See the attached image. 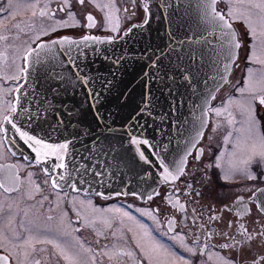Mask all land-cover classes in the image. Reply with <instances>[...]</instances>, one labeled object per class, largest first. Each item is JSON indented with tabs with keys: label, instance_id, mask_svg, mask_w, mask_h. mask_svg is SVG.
<instances>
[{
	"label": "snow or ice",
	"instance_id": "snow-or-ice-1",
	"mask_svg": "<svg viewBox=\"0 0 264 264\" xmlns=\"http://www.w3.org/2000/svg\"><path fill=\"white\" fill-rule=\"evenodd\" d=\"M80 5L85 4V0H77ZM224 2L228 5L227 10H218L217 5ZM135 3V0H133ZM58 10L67 11V19H56L55 11L47 4L36 11L38 3H31V16L34 18L39 15L42 19L54 21V24L47 27L41 26L39 34L33 39L36 47L31 46L24 49L20 55L23 64H17L16 59L13 58L11 64L0 65V80L15 81V88H6L0 90V97L9 95L12 92L21 93L25 87L28 77L31 75L30 68L44 63L46 60H56L57 45H67L68 48L65 54L76 73V79L81 82L90 100H96L98 93L92 90L90 78L87 75H80L81 69L78 64L72 59V46L80 47L86 46L88 42L95 43H112L115 37L108 41L101 40L99 37L92 35H85L80 41L70 40L68 37L51 40L48 43H36L41 36L49 35L51 32L57 31L58 27L77 26L78 21L75 18L71 8L70 0H59ZM98 8L108 9L105 16L106 21L111 26L109 30L117 32L119 29V17L116 13L120 11L116 7V0H108L104 4H96ZM202 12V20L204 27L201 30V25L197 24V29L201 39L205 42L207 37L203 36V32H207L209 36L216 35L220 43V53L223 56L224 71L220 74V81L222 83H229L228 76L230 69L235 65L238 66L239 50L243 46V39L238 36L236 30L233 28V23L243 20L248 26L253 40H259L260 55H257L254 45H249L252 49L249 55V61L253 63H260L264 65V0H199L198 4ZM259 9L260 15L254 20L253 13L247 9ZM123 11L127 13L129 9L124 8ZM150 11L147 3L144 4V12ZM9 12L10 16L14 18L17 11H13V0H8L7 7L0 6V13ZM88 28L96 26V20L93 15L86 16ZM147 23V20H145ZM0 25H4L0 21ZM5 29L7 28L4 25ZM134 27H136L134 25ZM142 27V25H141ZM17 32L13 36V40L19 39V33L26 30H33L35 25L32 23L21 26L20 24L12 25ZM129 31H131L129 29ZM127 34V33H125ZM9 40V35L6 31L0 32V42ZM0 59H5V54L0 53ZM14 69L10 74L7 69ZM247 77L244 80L242 87L238 89L240 94L239 99L229 98L223 108H208V99L205 98L204 109L215 112L217 116L226 113V120L229 125H232L235 120L233 113L230 110L235 108L243 117L241 121L242 128L240 129L242 138L238 139L234 145V151L231 153L227 168L222 167V157L218 156L215 161L208 164L201 163L197 171H193L195 162L201 161L205 155L203 147L196 148L203 133L197 130L196 136L193 137L186 145L184 152L178 158H173L169 161L167 157H161V151H167V145H164L159 150H156L150 141L146 138H137L135 135L130 136L129 143L135 145V151L138 160L145 165H153L159 170L160 179L158 183L171 185L169 191L165 192L163 196L158 189L154 188L152 192L147 193V200L152 201L154 197H161L171 209L183 213L182 219L178 222L176 218H167L166 224L162 225L158 218L161 210L157 209H142L137 208L136 211L141 216L151 219L158 228L166 227L163 235L173 242V247L178 246L182 251L177 253L164 243H161L153 235L149 227L137 220L133 215L127 211H123L117 207L114 209H107L105 211L113 212L111 218L98 217L88 219L80 211L76 215L84 220V226L95 225L98 221L103 224L105 228H112L114 221H119L121 228L113 231L111 235L118 241H123V244L114 243L111 248L103 245L104 249L101 253H96L94 249L85 247L78 237L74 235L80 231L79 227H72L71 221L68 219L66 212L62 213L58 218L47 216V220L43 225L37 224L33 220H29L26 224L22 223L21 228L24 229L25 234L17 232L11 228L13 218L8 220L9 234L0 231V249L3 250L4 255H0V264H50V261L44 257L37 258L41 253L46 251L45 248H37V245H50L53 252L51 258L59 257L65 261V264H96V256L103 255L108 258L112 264H125V258L132 260V264H142V261H147V264H264V188H257L253 190L248 188L252 195L245 201L244 196H236L231 203L221 204L219 207L214 204L205 205L202 201L203 193L197 190L196 184L204 186L205 180H211L208 176L207 170L213 167L221 169L224 173L220 179L225 183H235L237 178H243L247 181H255L258 179L252 171V165L259 163L264 167V133L260 132V120L258 117V106L264 107V72L257 75L251 68L247 70ZM63 79V77H60ZM188 79L187 76L184 77ZM24 81V83H21ZM215 99V96H211ZM20 103V96L15 97V102H8L6 105H0V134L7 139L9 131L18 134L20 140L26 144L33 153H35L34 160L36 163H47L49 158H54L55 162L52 164V171L57 169H64V173L58 176H52L45 169V173L51 179V187L53 189L63 188L65 185L72 188L73 191H78L76 183L71 182V173L67 172V165L65 159L69 152V143L51 144L45 142L41 138L23 130V125L16 123V118L20 115L17 105ZM202 109V114L206 115L207 111ZM21 111L27 116H31L27 108L21 106ZM99 118V116H98ZM206 123V122H204ZM10 125V128L6 127ZM230 134L225 138L227 143ZM14 142V141H12ZM2 144V142H0ZM141 146H145L143 149ZM196 148V153L193 155L192 149ZM155 157V160L150 158L149 154ZM15 155V153H13ZM2 157V154H0ZM189 157L192 159L190 166ZM27 159V157H25ZM87 169H85V172ZM0 172H4L0 168ZM199 173L203 175L198 176ZM99 173H97L98 175ZM31 174H29V177ZM182 177L187 179L181 180ZM264 179V177H261ZM58 181H63L62 185ZM181 181L184 185L182 190L176 183ZM191 181V182H190ZM21 181L15 173L9 171L0 179V189L5 193L16 192L22 201L24 197L33 199V193L41 191L38 185H33L29 180V190L26 192L20 191ZM257 193L260 196L257 197ZM129 193H117V195H128ZM138 199L142 198L138 193H130ZM96 195L103 196L105 199H110V196H105L103 193L97 192ZM182 197L187 199L182 202ZM199 198V199H198ZM45 196L43 200H47ZM43 200L39 201L42 205ZM81 206H84V201H80ZM91 206V202H88ZM249 205H254L250 207ZM20 204L15 203V207L19 208ZM59 206V205H57ZM7 207L12 211L13 204H6L0 201V213H3L4 208ZM131 204L128 208H132ZM94 212H99V209H93ZM225 213L230 214L226 216ZM25 217H28V210L24 211ZM125 220L130 222L125 225ZM206 221V222H205ZM126 227L127 232L132 233V242L135 247L139 249V254L142 259L136 258V253L131 249L129 241L123 235V228ZM180 228V231H177ZM188 228V232L183 229ZM192 229H195L193 231ZM120 233L118 235L117 233ZM97 235L101 232L97 230ZM190 241V242H189ZM187 253V255H184Z\"/></svg>",
	"mask_w": 264,
	"mask_h": 264
},
{
	"label": "water",
	"instance_id": "water-1",
	"mask_svg": "<svg viewBox=\"0 0 264 264\" xmlns=\"http://www.w3.org/2000/svg\"><path fill=\"white\" fill-rule=\"evenodd\" d=\"M142 2L150 11L112 43L72 46V59L79 65L80 75L90 78L92 90L99 94L96 100L89 99L76 79L65 54L67 45L56 46V60L31 67L21 93H13V103L20 96L18 126L23 125V130L47 143L70 142L67 172L78 191L85 194L131 196L135 192L147 197L163 183H158L160 174L155 164L138 160L130 136L148 139L156 150L167 145L161 157L169 161L178 158L197 130L203 132L207 121V114H202L205 98L209 107L211 96L223 84L220 74L225 61L217 36L203 32L205 42L197 29L198 23L201 30L204 27L199 0ZM96 37L104 41L112 38ZM21 106L30 111V117ZM6 140L16 155L27 157L42 170L48 169L52 176L65 172L52 171L54 158L36 163L35 153L13 131Z\"/></svg>",
	"mask_w": 264,
	"mask_h": 264
},
{
	"label": "flooded vegetation",
	"instance_id": "flooded-vegetation-1",
	"mask_svg": "<svg viewBox=\"0 0 264 264\" xmlns=\"http://www.w3.org/2000/svg\"><path fill=\"white\" fill-rule=\"evenodd\" d=\"M108 0H85L84 5H80L77 0H70L71 8L70 10L75 13V18L78 21L77 26H68V27H58L57 31L51 32L49 29V35L41 36L40 40L36 43H41L48 41L49 39L59 38V37H68V38H81L85 35L92 36H110L118 37L121 33L126 31L131 26H134L137 23H140L144 17V3L142 0H116V7L120 9L116 16L119 17V29L117 32H112L110 25L105 19V16L108 12V9L98 8L96 4L107 3ZM31 3H38L36 9L39 12V9L48 5L52 10L55 11L56 19H67V11L64 12L58 10L60 4L59 0H13V11H17V15L12 18L9 12L0 13V21L4 22V25L7 26L5 29L4 25H0V32L6 31L9 35V40L6 42H0V53H4L5 59H0V65L5 63L11 64L13 58L16 59L17 64H23L24 62L20 59V55L23 53L24 49L31 46L36 47V44L33 43V39L39 34V29L43 25L45 27L54 24V21L47 20L46 18L42 19L39 15L36 17L31 16ZM8 0H0V6L7 7ZM124 8L129 9L127 13L123 11ZM218 10H227L228 5L224 2H221L217 5ZM253 13V19L255 20L259 15V9H247ZM88 14L93 15L96 20V26L93 28L86 27L87 20L86 16ZM32 23L35 25L33 30H26L25 32L19 33V39L13 40L12 37L17 35V32L12 25L20 24L24 26L25 24ZM233 28L236 30L239 37L243 39V46L239 50V59L238 66H233L228 74L229 83H223L221 87L214 93L215 99H212L208 108H223L227 100L231 97L234 99H239L240 94L238 89L243 86L244 80L247 77V70L251 68L257 75L261 72H264V65L260 63H253L249 61V55L252 49L249 48V45H252L253 39L251 37L248 26L244 23L243 20H239L233 23ZM257 55H260V48L256 50ZM14 69H7L9 74ZM15 81H3L0 80V90L6 88H15ZM14 92L9 95H3L0 97V105H6L8 102H13ZM233 113L235 122L232 125H229L226 120V113L217 116L215 112L207 111V121L205 127L203 128V136L200 138L199 143L196 145V148L203 147L205 150V155L201 158V161L195 162L193 171H197L201 163L208 164L212 163L217 159L218 156L222 157V167L227 168L229 158L231 153L234 151L235 142L238 139L242 138L240 129L242 128L241 121L243 117L238 111L233 107L230 109ZM258 117L260 120V132L264 133V107L258 106ZM230 134L228 142H225V138ZM0 168L4 169V172H0V179H3V176L9 171L15 173V175L22 182L20 185V191L26 192L29 190V180L33 185H38L41 189L39 193H33V199H28L24 197L21 201L16 192L5 193L3 189H0V201L6 202V204H13L12 211H9L7 207L4 208L3 213H0V231H3L5 234L10 233L8 228L9 218H13L11 225L12 229H15L21 234L24 233V229L20 227L22 223H27L29 220L35 221L37 224L43 225L47 216H53L58 218L62 213L66 212L68 214V219L72 223V227H79L80 231L74 233L76 237L85 245V247H90L95 250L96 253H101L104 249L103 245H107L111 248L112 244L119 243L123 244V241H118L115 237L111 235L113 231H117L121 228L119 221H114L112 228H105V226L99 221L95 225L84 226V220L76 215L77 211H80L88 219L105 217H113V212L105 211L107 209L121 208L123 211L129 212L137 220L146 224L149 229L152 231V235L159 240L161 243H164L170 247H173V242L169 241L166 236L162 233L166 231V227L158 228L157 225L149 218L143 217L139 212L136 211L137 208L142 209H157L161 210L159 219L162 225L166 224L167 218H176L178 222L182 219L183 213H180L174 209H171L170 206L161 199V197H154L152 201H148L147 197L141 199L136 198L134 195H117L109 194L105 196H110V199H105L103 196L96 195V193H82L80 191H73L71 187H63L59 189H53L51 187V181L49 175L45 173L38 165L33 161H28L21 155H13V151L9 149L8 141L0 134ZM196 148L192 149L193 155L196 153ZM190 166L192 165V159L189 157ZM252 171L257 175L258 179L255 181H247L243 178H237L235 183H225L220 179L224 174L221 169L215 167L208 169L207 174L211 177V180H205L204 186L201 187L200 184H196V188L199 191H202L203 198L202 201L205 205L214 204L219 207L221 204L231 203L234 197L244 196L245 201H248V198L252 195L248 191V188L253 190L257 188H264V167H261L259 163H254L252 165ZM29 174L31 176L29 177ZM203 175V173L198 172V176ZM187 179L182 177L181 180ZM191 182V181H190ZM180 188L184 191V185L181 181L176 182ZM171 185L161 184L158 186V190L161 193V196L165 192L169 191ZM47 196V200L43 198ZM260 196V193H257V197ZM186 197H182V202L186 200ZM199 199V198H198ZM43 200L41 205L39 201ZM80 201H84V206H81ZM91 202V206L88 205V202ZM15 203H19V208L15 207ZM131 204L133 207L128 208V205ZM59 205V206H57ZM254 207V205H249ZM93 209H99V212H94ZM28 210L29 215L25 217L24 211ZM226 216L230 214L225 213ZM206 222V221H205ZM130 222L125 220V225H129ZM97 230L101 232V235H97ZM180 228H177V231H180ZM195 231V229H192ZM184 232H188L189 229H183ZM120 235V233H117ZM123 235L125 239L129 241L131 249L136 253L137 259H142L139 254V249L135 247L134 242H132V233L127 232L126 227L123 228ZM190 242V241H189ZM45 248L46 251L41 253L37 258L44 257L50 261V264H65L63 259L59 257L51 258V253L53 252L50 245H37V248ZM173 250L177 253H180L182 250L175 246ZM6 253L0 249V255ZM187 255V253H184ZM42 264L44 261L42 260ZM96 264H112L106 256L97 255ZM125 264H132V260L125 258ZM142 264H147V261H142Z\"/></svg>",
	"mask_w": 264,
	"mask_h": 264
},
{
	"label": "rangeland",
	"instance_id": "rangeland-1",
	"mask_svg": "<svg viewBox=\"0 0 264 264\" xmlns=\"http://www.w3.org/2000/svg\"><path fill=\"white\" fill-rule=\"evenodd\" d=\"M252 41H253L252 45L255 46V50H257L258 48H260L259 47V40H252Z\"/></svg>",
	"mask_w": 264,
	"mask_h": 264
}]
</instances>
